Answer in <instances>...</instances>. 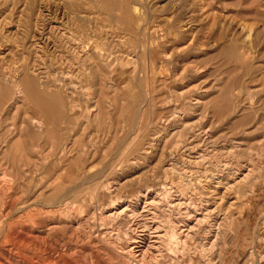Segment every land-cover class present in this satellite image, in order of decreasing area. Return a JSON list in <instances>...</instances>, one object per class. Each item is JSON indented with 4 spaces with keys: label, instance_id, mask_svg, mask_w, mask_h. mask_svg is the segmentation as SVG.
I'll list each match as a JSON object with an SVG mask.
<instances>
[{
    "label": "rangeland",
    "instance_id": "1",
    "mask_svg": "<svg viewBox=\"0 0 264 264\" xmlns=\"http://www.w3.org/2000/svg\"><path fill=\"white\" fill-rule=\"evenodd\" d=\"M169 28L178 31L175 37L167 36L164 30ZM84 29L92 31L91 37L102 38L104 47L122 60L127 57L118 52L127 51L129 32L136 33L133 37L136 35L137 38L133 40L138 46L140 43L147 47L153 44V57L147 55L146 59L141 48L138 59L135 56L141 69L146 63L151 67L147 81L144 79L146 83L140 80L139 75H143L140 73L136 84L134 81L131 84L134 91L131 96L134 97L130 104L138 111L141 109L143 115L145 128L140 133L135 130L129 136L130 133L121 130L123 120L120 117L123 119L126 114L122 109L123 100L129 95L127 88H122L123 80L117 78L113 81L107 76L102 83L98 77L91 84L89 98L82 92L78 65L71 70L74 82L68 80L70 73L65 72V68L63 70L62 64L69 65V32ZM245 41L254 46L247 59L241 49V46L249 45ZM158 42L159 48L155 47ZM14 64L36 80L37 98L27 101L17 98L12 81L0 76V173L7 171V180L24 186L37 175L33 173L35 167H40L42 173L39 172L35 180L41 185L27 195L29 199L47 200L48 203L59 198L73 201L97 185L103 182L110 185L111 182V196L103 200V204L110 207L109 203L115 202V198L133 194L143 186L141 184H156L164 178L162 173L169 151L174 149L176 142L185 139L180 131L182 126L197 130L205 125L206 129L211 127L209 133L221 150L225 145L242 143L235 154L218 156V162L229 159L237 161L235 163L250 161L254 167L250 181L236 189L232 196L238 203L233 211L234 227L222 240L225 245L223 264H264V0H0V70ZM86 64L90 66L92 61H86ZM64 87L69 93L72 91L69 98V94L62 92ZM180 94H186L187 101L179 100L182 98ZM199 96L204 98V109L194 106L195 109L190 102ZM144 100L147 102L143 103ZM28 105L31 113L33 111L51 126L48 133L33 127L28 133L22 130L28 118ZM178 106L186 109L184 113L172 114ZM240 109L245 112L240 113ZM219 116L221 119H217ZM106 118L114 120L113 126L108 124L109 120L105 125L102 123ZM204 122H208L207 125ZM105 127L107 130L104 131ZM62 145H66L69 151L64 156L66 158L59 153ZM84 149H87L85 159L82 156ZM58 159L61 160L60 168L52 169L50 166ZM27 164H31L29 173L24 172ZM70 167H76L78 171L80 168L81 173H78L83 176L80 179L62 178L64 173H71ZM84 171L88 172L90 183L84 180ZM79 184L80 190L75 194L74 188ZM41 186H45L44 189ZM26 198L23 201H28ZM93 206L90 205L88 210H93ZM75 230L78 229L69 227L65 233L60 230L59 234V231L50 232L41 227L34 229V234L52 241L64 239L71 252L83 250L88 262L92 261L91 250L95 251L99 246L90 248L84 244L88 233L84 229ZM188 264L205 263L199 254L190 257Z\"/></svg>",
    "mask_w": 264,
    "mask_h": 264
},
{
    "label": "bare ground",
    "instance_id": "2",
    "mask_svg": "<svg viewBox=\"0 0 264 264\" xmlns=\"http://www.w3.org/2000/svg\"><path fill=\"white\" fill-rule=\"evenodd\" d=\"M131 24L133 25V23ZM171 28L164 31H166L168 37L173 38L176 36V33L178 31L175 32ZM128 29L131 28L128 27ZM132 30L134 31V29ZM250 30L252 31L251 28L249 29V31ZM91 32L85 29L82 32H77L76 30L69 32L67 44L70 52L68 58L70 60L69 65L64 63L62 64V68L63 70L65 68V72L70 73L67 75V78L68 80H72L73 83L74 77L72 76L73 72L71 70H73L74 66L78 65V75L82 83V92L88 98L91 96V84L98 77L99 79H101L102 83L107 79V76H109L113 81L117 80V78L123 80L121 82L122 88L124 89V87H126L129 95H126L123 100L124 106L122 109L126 110V114L123 115V119H121L122 117H120V120H123V128L121 130L130 133L129 136H131V133L134 134L133 131L135 130H138L140 133L145 128L143 126V115H141V109L138 111L136 110L135 105H133V107L130 104L134 97L131 96V92H133L134 95V91L132 90L133 87H131V84L133 83V81L134 84H136L135 81L140 73H143V75L140 76V74L139 78L140 80L144 81V79L148 77L151 67L146 63L143 64L144 67H142L143 69H141V66L137 64V60H135V56H137L139 52L138 50L141 48L144 57H146L147 55H152L153 57V44L147 47L145 44L140 43L138 46L134 43L133 40L134 38H137L135 37L136 35L133 37V35L136 33H132V31L129 32L127 34L129 35L127 39L130 40L129 45H127V41L125 42L126 46H128L127 51L123 49V51L119 50L120 52H118L119 55L121 54L122 56L125 55L127 57L126 60H124L125 58L122 60V58L117 57L118 54H114L113 56L112 53L114 52L104 47L101 42L102 38L98 36L91 37L93 36V33ZM250 37L251 34L247 36L248 39ZM123 40H125V38ZM245 43L246 45H249H243L244 47L241 46V49L242 53L247 59V56L250 54V51L254 48V46L252 45V43L247 44L246 41ZM159 45L160 44L158 42L155 44V47H158ZM88 59L92 61V64L90 66L86 64V61L91 62ZM65 72H63V74ZM0 76L6 78L7 81H12V84H14V89L17 93V98L21 97L23 98V101L30 100V98H32L33 100L37 98V89L35 85L36 80H34L33 77L27 75L25 69L15 64L14 66L10 65L9 67H3V69L0 70ZM6 79H4V81ZM145 81H147V79ZM110 82L112 83V81ZM63 89L64 90H62V92L65 95L69 94V98L70 94L72 95V91L71 93H69L68 89H66L65 87ZM144 95L146 96L145 93ZM185 95L186 94H180L182 98H180L179 100L187 101L188 96ZM145 99H147V97ZM144 102H147V100H144L143 103ZM190 102L193 107L196 106L199 108L203 107V105L205 104L204 98L200 96L192 98ZM24 103L25 102H23V104ZM142 105L144 108V104ZM173 105L175 106V104ZM196 107L194 108L196 109ZM27 108L28 111L26 115L28 116V118L26 119V124H24L22 130H27L28 133L29 128L33 127L35 129L37 128L39 132L45 134L48 133L51 126L47 124L45 120H42L43 118L41 119L39 115L37 116L33 111L31 113L29 105ZM185 110L186 109H184V107L178 106L177 108L172 110L174 112L172 114L178 112L184 113ZM197 111L198 110H196V112ZM239 112L244 113L245 110L240 109ZM133 115L135 117H133ZM138 115L139 117H137ZM202 118H200V121H202ZM106 119L107 120L103 119L102 123L104 122L105 125V122L109 120L108 124L113 126L114 120L112 118ZM217 119H221V117L219 116L217 117ZM205 123L206 122H204V124ZM108 128L111 127L108 126ZM65 130L66 128L64 129V131ZM105 130H107L106 127L104 128V131ZM180 131L181 134H183L182 138L185 139H183L182 141L180 140V142L175 141L177 143L176 146L174 147V149L172 148V150L169 151V156L166 160V166L162 173L164 174V178L159 180V182H157L156 184H141L143 186L139 187L136 192H133V194L126 195V197L115 198L117 199L115 202L111 201L109 203L111 204L110 207L103 204V200L106 201L105 199H108L111 196V182L110 185L107 182H103L102 184L97 185L96 188H93L91 192H86V194L80 196L81 198L75 199L73 201H71L70 199H66L70 200L71 202H67L63 198H56L57 200L48 203L49 201L46 202L47 200H32V198L29 199L30 196L27 197V195H29V193L34 190V188H39L38 186L41 185L40 181L38 182L35 180L38 173H42L40 167H35L33 173L37 175L30 178L32 180L29 181V183L24 184V186L19 182L7 180V176L9 174L6 173L7 171L5 173L2 171L3 173H0V264H188L190 257H196L199 254H201L202 260L205 264H223L225 245L222 243V240H224L228 232L231 231L234 227L235 219L233 211L235 210L236 203H238L237 200L233 201L232 196L233 193H235L236 189H238L242 185H245L246 182L250 181L254 167L252 166V163L250 161H241L240 163H235L237 161L232 162L229 159V161L226 160L227 162H218L219 160H216L218 156L222 154L229 156L235 154L237 150L239 151L241 149L240 146L242 143L234 142L235 144L232 143L233 145H228V147H226L225 145V147L222 148L223 150L219 149V146L215 144L216 142H214V140L212 139L213 137L210 135V133L212 132L211 127H209V129H206V126L203 125L200 128H197V130H194L193 128H187L184 125L182 126ZM108 134L109 133H107V135ZM68 152L69 151L67 149V146L62 145L61 151H59L62 157L66 156ZM82 153V156L85 159V157L87 156V149L82 150ZM223 156L222 158H224ZM49 159H51V157H49ZM46 160L45 162H47ZM60 162L61 160L58 159V161L53 163V166H49L52 169H59ZM28 163H30V161ZM49 166L47 164L48 170H50ZM30 167L31 164H27L26 169L24 168V172L29 173L31 170ZM80 167L82 170V166ZM106 168H104V170ZM70 169H72L71 173H64L62 175V178L72 177L74 179H78L79 177L81 178V175L83 176V173L80 174V168L79 171L76 169V167H70ZM49 172L51 173V170ZM6 174L8 175L5 176ZM87 175L88 172L84 171V176L86 178L84 179L85 181H88L87 177L89 176ZM26 178L28 177L26 176ZM95 182L96 181H94V183ZM46 183H44L43 185H45ZM66 183H68V181ZM79 186L80 184L78 185V187L75 186L77 188V190L76 188H74L76 191H74L75 194L78 190H80L78 189ZM88 186H86L87 189ZM44 187L42 189H44ZM71 189L74 190L73 188ZM84 189H82L83 192L86 191H84ZM19 191H22L23 193L19 194ZM25 193L29 202L23 201V199L26 198L24 196ZM74 193L72 192L71 194L75 196ZM69 194L70 193L67 194L68 197H70ZM73 195L71 196L73 197ZM93 204V210H88V207ZM57 207L58 209L56 210ZM47 209L52 210L49 211ZM41 227L48 228V231L50 232L59 231V234L60 230L64 232V230L69 227H73L74 229L78 230L84 229L88 233L85 234V239L87 240V242H85L84 244H88V246H91L90 248H95L97 246L99 247L95 249V251L91 250L92 261L88 262V258L84 254L86 253L85 251L80 250L71 252V249L69 248L70 246L68 245V243L66 244L64 239L63 241H52L48 240L47 237L46 239H43L41 238V236H36L34 234V229ZM78 230L75 231L78 232ZM70 239H68V241L70 242L76 241L75 238L74 240L72 239L73 241H71ZM85 257L87 258V260L85 259ZM217 258L219 259V261H217Z\"/></svg>",
    "mask_w": 264,
    "mask_h": 264
}]
</instances>
